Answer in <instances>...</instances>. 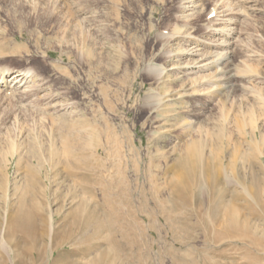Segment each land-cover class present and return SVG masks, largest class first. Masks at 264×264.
Masks as SVG:
<instances>
[{
    "label": "rangeland",
    "instance_id": "1",
    "mask_svg": "<svg viewBox=\"0 0 264 264\" xmlns=\"http://www.w3.org/2000/svg\"><path fill=\"white\" fill-rule=\"evenodd\" d=\"M252 3L232 48L249 90L225 99L183 74L208 33L178 0H0V70L33 79L0 86V264H264Z\"/></svg>",
    "mask_w": 264,
    "mask_h": 264
},
{
    "label": "bare ground",
    "instance_id": "2",
    "mask_svg": "<svg viewBox=\"0 0 264 264\" xmlns=\"http://www.w3.org/2000/svg\"><path fill=\"white\" fill-rule=\"evenodd\" d=\"M206 1H208V0H178V3H179L178 5L181 9V11H180L181 15L180 16L182 17V19L188 21L190 19H196V17H199L201 14H203V16H205V18L207 20V23L204 26V28H205L204 30H205L206 34L208 33L207 34L208 38H206L204 40L203 39L202 40L197 39L196 42L191 43V46L189 45L187 48L184 49L185 50L184 53L186 54V57H188V58H187V61H185V62H187L185 65L186 69L184 68V72L183 71L182 72H183V74H187V76H191L192 79L198 78L197 80H195L196 81L195 85H197V87H200L201 85L203 87L204 85H206V86H204V88H199L198 90L205 89V87H206V90H208V91H210V90L212 91V89H213L215 96H217V95L218 96L219 95L224 96V98L226 99L232 93V90H236V91L246 93V90H249L248 89L249 86H247L245 84V82H243L244 81L243 79H244V77H246V78L248 77L247 79L249 80L250 75L247 76L246 73H244L242 69L241 70L243 73L240 72V70L238 68L239 63L234 61L232 48H234L233 46L236 45V40L239 37L237 24L239 21L240 22L242 21V20H240L241 17H242V19H244L245 18L244 16H246L248 13V12L247 13L245 12L246 7L242 6V5L247 3L248 6L252 7L254 5V3H252V0H240L241 5L239 3V4H237L239 6L237 7V5H236L235 6L236 8H235L233 6V4L231 5L230 0H211L212 2L210 3V5L205 6ZM255 4H256V2H255ZM256 7L257 6L255 5L254 8L252 7L253 9H251V8L250 9L254 10ZM243 8H245V9H243ZM247 8L249 10V7H247ZM244 12L246 13V15ZM187 35H189L191 37L192 34L191 35L187 34ZM192 38H194V37H192ZM31 80H33L32 74H30V72L27 70H15L13 72H5V69L0 70V86H3V88L10 87V89L13 88V89L17 90V89L24 87L25 84L28 83V81L30 82ZM207 86L209 89L207 88ZM25 87H27V86H25ZM27 89H29V88H27ZM191 90H192L191 92H193V89H191ZM21 91H24V90L22 89ZM21 91H19V92H21ZM230 91H231V93H230ZM16 92H18V91H15V93ZM12 93H13V91H12ZM183 93L185 94V92H183ZM201 93H202V91H201ZM206 94H208V93H206ZM219 99H220V97H219ZM219 99H218V101H219ZM29 200H31V199H29V197H28V200H26V201L28 202ZM34 201H37V200L34 199ZM21 204H22V202H21ZM29 208L30 209H29L28 214L30 215L29 216L30 222L34 225H35V223H36V225H41V217L42 216H40V213H37V211L36 212L34 211V208H35V210L39 209V208H37V205L36 204H34V206L30 205ZM20 210H21V208H20ZM22 210H24V209L22 208ZM24 214H26V213H24ZM48 219H49L48 223L51 227L52 226L51 222L53 220H52L51 216L48 217ZM36 225H35V227H36ZM29 226H30V223H29ZM54 248H55V246H54ZM54 248H53V250H54Z\"/></svg>",
    "mask_w": 264,
    "mask_h": 264
}]
</instances>
